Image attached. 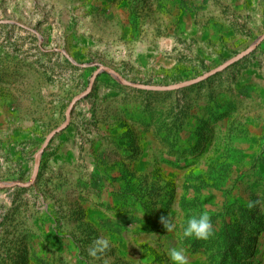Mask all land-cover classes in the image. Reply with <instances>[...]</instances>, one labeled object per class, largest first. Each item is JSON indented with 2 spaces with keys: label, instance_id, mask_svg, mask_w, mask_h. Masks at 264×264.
<instances>
[{
  "label": "rangeland",
  "instance_id": "374dc122",
  "mask_svg": "<svg viewBox=\"0 0 264 264\" xmlns=\"http://www.w3.org/2000/svg\"><path fill=\"white\" fill-rule=\"evenodd\" d=\"M262 36L264 0H0V264H264Z\"/></svg>",
  "mask_w": 264,
  "mask_h": 264
},
{
  "label": "clouds",
  "instance_id": "9594fccd",
  "mask_svg": "<svg viewBox=\"0 0 264 264\" xmlns=\"http://www.w3.org/2000/svg\"><path fill=\"white\" fill-rule=\"evenodd\" d=\"M162 221L167 228L171 230L173 224L166 222L165 217H162ZM212 233V222L210 215L207 211L201 212L198 216L193 215L188 217L183 227L182 238H197L207 239ZM109 248V240L107 238H98L93 242V245L89 248L88 254L92 257H98L103 254ZM170 259L174 264H186V255L183 248H172L168 253Z\"/></svg>",
  "mask_w": 264,
  "mask_h": 264
},
{
  "label": "water",
  "instance_id": "95a60500",
  "mask_svg": "<svg viewBox=\"0 0 264 264\" xmlns=\"http://www.w3.org/2000/svg\"><path fill=\"white\" fill-rule=\"evenodd\" d=\"M264 39V36H262L258 41L257 43L261 42L262 40ZM253 48H249L247 49L246 51L242 52L241 54L237 55L236 57L232 58L230 61L226 62L225 64L221 65L220 67H217L216 69L210 71L209 73L207 74H204L202 76H199L195 79H192L188 82H184V83H181V84H176V85H168V86H164V85H153V84H141V83H135V82H131V81H128L126 79H124L123 77H121L120 75H118L119 79L127 84V85H130V86H133V87H137V88H144V89H153V90H175V89H178V88H181V87H184L186 85H191V84H194L196 82H199L207 77H209L210 75L214 74L215 72H217L218 70H221L222 68L232 64L233 62H235L236 60H238L239 58L243 57L244 55L248 54L249 52L252 51ZM103 69H108L109 71H112L111 69L107 68V67H103ZM114 72V71H112ZM116 73V72H115ZM93 82V80H92ZM87 92L77 96L73 101H72V104L75 103V101L77 99H79L81 96L85 95ZM69 119H70V111L67 112V120L66 122L61 125L60 127H58L56 130L52 131L50 133V135L47 137V140L44 144V147L49 143V141L51 140V138L53 137V135L59 131L60 129H62L68 122H69ZM44 147H42L39 151V153H42L44 151ZM37 166H36V169H35V175L33 177V179L30 181V182H33L37 176ZM16 184L15 182H0V187H9V186H12ZM21 185H25L23 183H19Z\"/></svg>",
  "mask_w": 264,
  "mask_h": 264
}]
</instances>
